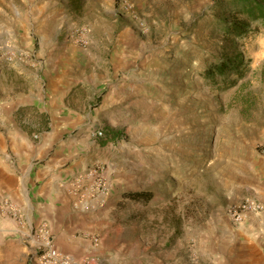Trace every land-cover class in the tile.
I'll use <instances>...</instances> for the list:
<instances>
[{
	"label": "rangeland",
	"instance_id": "rangeland-1",
	"mask_svg": "<svg viewBox=\"0 0 264 264\" xmlns=\"http://www.w3.org/2000/svg\"><path fill=\"white\" fill-rule=\"evenodd\" d=\"M216 1L0 0L7 13L0 25L19 8L30 49L0 47L34 62L46 60L55 44L83 49L82 71L93 85L48 108H74L82 126L66 135L90 143L85 174L111 202L93 210L99 215L90 226L53 231L42 213L3 201L0 264H43L38 256L47 239L63 264H220L209 243L213 225L252 196L238 189L264 155V22L226 41V12ZM39 20L58 23L43 38L34 27ZM224 47L243 54V75L210 79L205 70ZM27 113L38 124L29 133L37 142L47 125ZM107 128L120 135L102 144ZM141 190L151 200L126 196ZM73 241L79 249L70 253Z\"/></svg>",
	"mask_w": 264,
	"mask_h": 264
},
{
	"label": "crops",
	"instance_id": "crops-1",
	"mask_svg": "<svg viewBox=\"0 0 264 264\" xmlns=\"http://www.w3.org/2000/svg\"><path fill=\"white\" fill-rule=\"evenodd\" d=\"M0 13L7 14L3 9ZM13 16L7 25H0V44L30 49V28L20 20L19 8L14 7ZM52 23L37 21V34L45 38L58 22ZM50 48L44 61L0 65V206L8 201L29 213H42L41 220L54 231L90 226L99 215L93 210H106L111 202L94 188L92 175L85 174L90 143L66 135L82 126L74 108L64 106L57 112L48 108L58 101L63 106L66 100H74L75 93L89 91L93 85L91 73L82 71L83 49L58 44ZM27 111H35L47 125L37 142L29 133L38 124L28 120ZM251 168L252 175L241 180L238 191L264 203V155L256 157ZM213 227L209 243L220 264H264V212L250 214L241 223L222 217ZM78 244L73 241L68 251L77 252Z\"/></svg>",
	"mask_w": 264,
	"mask_h": 264
},
{
	"label": "trees",
	"instance_id": "trees-1",
	"mask_svg": "<svg viewBox=\"0 0 264 264\" xmlns=\"http://www.w3.org/2000/svg\"><path fill=\"white\" fill-rule=\"evenodd\" d=\"M216 3L224 8L226 15L222 18L221 36L227 41L229 39L243 38L251 33L253 25L264 22V0H217ZM245 58L237 50L230 51L223 48L222 57L205 70V75L210 79L216 76L243 75ZM108 136L102 140L105 144L108 140H115L120 133L107 128ZM131 200H151L150 191H132L127 195Z\"/></svg>",
	"mask_w": 264,
	"mask_h": 264
},
{
	"label": "built area",
	"instance_id": "built-area-1",
	"mask_svg": "<svg viewBox=\"0 0 264 264\" xmlns=\"http://www.w3.org/2000/svg\"><path fill=\"white\" fill-rule=\"evenodd\" d=\"M125 9L128 11H132V6L129 4L124 5ZM81 40L80 42H85L86 31L81 32ZM24 54L17 53L14 49L9 46L0 47V65L11 66L17 64L19 61H22L24 58ZM99 136L102 135V132L99 131L97 133ZM261 151L264 154V142L261 145ZM7 202V201H6ZM264 212V203L259 201L253 196H247L242 199L237 204H234L230 207L229 216L231 220L235 223H241L244 219L250 214H258ZM44 254L39 255V259L43 264H63V262L59 263L61 259L60 252L54 246L53 241L51 239H47L44 243ZM68 264V263H65Z\"/></svg>",
	"mask_w": 264,
	"mask_h": 264
}]
</instances>
